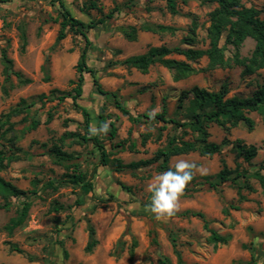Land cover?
<instances>
[{
  "label": "rangeland",
  "instance_id": "1",
  "mask_svg": "<svg viewBox=\"0 0 264 264\" xmlns=\"http://www.w3.org/2000/svg\"><path fill=\"white\" fill-rule=\"evenodd\" d=\"M63 1L73 17L86 23L120 8L88 32L91 45L87 63L96 70V78L108 95L100 94L91 76L85 74L83 94L77 101L88 111L89 123L98 122L100 113L107 117L109 131L98 138L109 162L101 165V149L82 140L86 134L84 117L72 100H58L55 96L59 94H52L73 88L71 80L76 78L83 39L68 32L63 40H57L60 9L56 0H0V118L26 106L10 119L20 137L16 145L19 158L1 170L0 176L20 190L35 192L30 195L27 220L12 232L5 227L23 199L13 198L9 209H0V264H179L176 251L183 264H264V191L259 182L249 179L255 191L243 190L245 201L239 200L236 187L230 183L216 189L210 186V182H217L214 176L222 160L230 169L248 174L264 161V125L256 112L249 113L255 121L252 131L241 123L228 133L215 124L208 128L209 141L240 140L257 148L255 158L246 162L236 157L231 145L212 156L198 152L173 156L167 163L169 168L176 158L188 159L203 166L205 174H197L187 185L174 216L158 221L146 207L151 200L148 182L164 172L156 153L165 149L172 137H191L172 124L146 117L165 108L167 118L183 121L180 97L194 87L218 91L225 85L227 97H249L264 86V69L252 75H244L242 66L208 70L206 57L192 62L197 71L180 81H174L172 72L159 63L146 73L123 64L126 58L152 47L188 48L185 39L189 37L195 39L191 47L207 49L210 13L217 4L177 0L176 13H171L166 0H96L101 11L86 13L82 5L90 0ZM240 2L245 7L264 8V0ZM260 18L264 19V12ZM128 26L136 29L134 41L119 30ZM145 26L172 30L152 32ZM254 48L255 41L246 38L239 48L240 57L249 58ZM224 53L233 58L235 49L228 45ZM4 55L12 61V71L20 72L30 83H20L14 74L6 76ZM169 58L184 60L176 54ZM112 93L139 122H131L116 108ZM32 119L38 126L27 130ZM1 144L0 140V148ZM145 161L148 163L143 164ZM79 174L84 180L74 182L72 176ZM207 176L213 178L207 180ZM190 212L203 213L209 227L230 236L229 241L212 244L202 219ZM90 228L97 244L87 252Z\"/></svg>",
  "mask_w": 264,
  "mask_h": 264
},
{
  "label": "trees",
  "instance_id": "2",
  "mask_svg": "<svg viewBox=\"0 0 264 264\" xmlns=\"http://www.w3.org/2000/svg\"><path fill=\"white\" fill-rule=\"evenodd\" d=\"M10 1V0H6ZM59 5V19L60 29L57 35V40H63L66 34L72 33L76 36H80L84 45L80 50L79 58L76 64V78L71 80L73 88L69 92H60L57 90L52 91V94L58 93L55 97L58 100L70 98L73 106L78 109L84 117V124L86 134L82 136L84 142H92L94 145L101 149L100 163L101 165H107L109 160L106 152L103 150L100 144L98 136H90L88 134L89 127V113L88 111L78 105L77 101L83 94L84 75L89 74L92 78L93 85L96 90L102 95H108L96 78V70L90 68L87 63L88 49L91 45V41L88 37V32L91 29L96 28L102 24L104 20L111 19L115 13L120 11L119 7H114L108 13L104 14L98 19H92L88 23L73 17L70 11L66 8L63 0H56ZM131 1V0H130ZM168 8L171 13H176V1L166 0ZM185 1V0H183ZM203 3H216L217 8L210 13V25L208 28L209 46L207 49H196L191 46L195 43L194 37L186 38L188 48L173 47L168 48L166 46L152 47L146 53L140 55H134L128 57L123 61V64L129 65L143 73H146L150 66L155 63H159L172 72L173 80H184L192 75L197 70L191 65L203 57L208 59V66L206 69L212 70L215 68H231L233 66L244 67V75H252L260 69H264V19L260 18V14L263 10H258L253 7H245L241 4L240 0H200ZM82 10L89 13L90 10L101 11L100 5L96 0H90L82 5ZM145 30L152 32H164L171 31V28L163 26H145ZM120 32L130 41L136 39V29L134 27H120ZM194 36V32L192 33ZM252 38L255 41V48L249 58H242L239 54V48L243 44L246 38ZM223 42V45H221ZM25 44V40H24ZM232 46L235 49L233 58L225 57V47ZM176 54L184 57V60H177L169 58L170 55ZM3 60L6 63L5 73L8 77L9 74H14L20 81V83L27 84L31 80L24 78L20 72L12 71V61L5 55ZM46 73L45 80L49 79L47 70L43 69ZM228 89L225 85L218 91H209L207 89L194 87L190 91L182 93L180 97L179 108L184 115L183 121L177 119L167 118V112L165 108L160 113L146 118L151 121H159L164 124H172L176 128H181L184 135L190 134V139L183 140L172 137L169 139L165 149H161L156 153V158L162 160L161 169L167 171L169 169L167 163L173 156L187 154L190 152H198L201 156H212L221 152L224 146H232V150L236 157L243 158L246 162H249L257 155V148L255 146H248L240 140L230 142L225 139L222 143L218 144L208 140L210 134L208 128L210 125L215 124L221 127L225 132H229L230 129L237 127L240 123L243 124L249 131H252L255 127V121L249 117V113L256 112L262 118L264 125V86L258 89L249 97H242L234 95L227 97ZM114 100L116 108L126 116L131 122H139V119L134 117L119 101L116 93L110 94ZM41 98L44 94L40 95ZM187 100V105H184V101ZM24 103V101H22ZM26 108L24 105L18 106L0 118V140L2 141L0 148V171L4 170L11 162L17 160L19 157L17 152L19 148L16 147L20 137L17 131L14 129V125L10 123L12 117L18 116ZM52 119L51 115L48 116V121ZM107 121V117L103 113L99 114V121ZM38 126V121L32 119L27 126V130H33ZM114 134V131L112 132ZM64 156V154H63ZM148 161L143 162V164ZM135 164L133 166H137ZM217 182H210V186L216 189L220 184L230 183L237 189L238 197L240 201H245L246 197L242 194L243 190L248 192H254V187L249 183L250 178H255L262 190L264 191V161L260 164L259 168L252 174H248L246 171H239L237 168L232 170L228 167L225 160L221 161V169L214 176ZM74 182H82L84 176L82 174L72 176ZM210 180L211 176L205 177ZM194 179L191 181L193 182ZM190 182V183H191ZM47 186H53L52 183H48ZM34 195L35 192L27 193L18 189L11 182L6 181L0 176V198L3 203L0 204V209H9L11 206V199H23L19 209L16 211L14 217H12L6 225V230L12 232L14 229L22 226L27 220L28 213L31 207L30 195ZM237 208V207H234ZM191 216L198 217L203 221V228L209 235V241L215 246L218 244H226L230 236H222L214 229L209 227V222L205 219L203 213L190 212ZM90 241L86 247L87 252H90L97 244L95 239V232L93 228L89 229ZM174 242V240H172ZM135 244V242H134ZM179 264H183L181 261L180 253L176 251ZM133 254L130 253V259ZM256 264V263H254Z\"/></svg>",
  "mask_w": 264,
  "mask_h": 264
},
{
  "label": "clouds",
  "instance_id": "3",
  "mask_svg": "<svg viewBox=\"0 0 264 264\" xmlns=\"http://www.w3.org/2000/svg\"><path fill=\"white\" fill-rule=\"evenodd\" d=\"M152 118L154 119V114ZM109 124L106 121L90 122L88 134L98 136L107 134ZM206 170L195 161L176 158L174 165L167 171L156 173L148 182L147 190L151 193L150 203L146 206L155 218L165 220L179 211V201L187 185L197 174L203 175Z\"/></svg>",
  "mask_w": 264,
  "mask_h": 264
}]
</instances>
